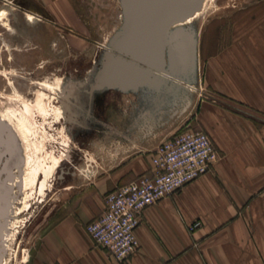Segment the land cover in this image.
<instances>
[{
	"label": "rangeland",
	"instance_id": "obj_1",
	"mask_svg": "<svg viewBox=\"0 0 264 264\" xmlns=\"http://www.w3.org/2000/svg\"><path fill=\"white\" fill-rule=\"evenodd\" d=\"M258 6L264 8V0H205L197 17L169 29L168 38L176 39L179 48L166 49V77L156 88L90 91L85 86L82 92L90 99L86 96L79 120L63 109L57 91L42 83L58 75L80 81L88 74L123 28L121 0H0V114L8 110L15 115L21 136L4 131L9 147L0 180L7 185L20 168L29 180L28 196L11 186L0 208L2 264H29L39 235L60 216L67 188L135 148L127 126L138 115L170 110L162 120L151 113L149 119L159 124L146 132L149 136L166 126L165 138L200 127L195 116L203 98L202 46L213 42L222 47L235 11ZM141 135L133 136L138 140Z\"/></svg>",
	"mask_w": 264,
	"mask_h": 264
},
{
	"label": "crops",
	"instance_id": "obj_2",
	"mask_svg": "<svg viewBox=\"0 0 264 264\" xmlns=\"http://www.w3.org/2000/svg\"><path fill=\"white\" fill-rule=\"evenodd\" d=\"M231 31L219 49L202 46L195 116L196 130L209 135L220 158L142 212L138 247L125 264H264V8L235 11ZM167 112L138 115L127 126L135 148L67 188L60 216L39 235L29 264H120L85 226L101 214L106 193L150 173L152 152L169 133L166 126L149 136L159 124L149 117L162 120ZM196 220L200 226L189 231Z\"/></svg>",
	"mask_w": 264,
	"mask_h": 264
},
{
	"label": "built area",
	"instance_id": "obj_3",
	"mask_svg": "<svg viewBox=\"0 0 264 264\" xmlns=\"http://www.w3.org/2000/svg\"><path fill=\"white\" fill-rule=\"evenodd\" d=\"M219 158L209 135L202 130L188 129L171 135L155 148L148 175L104 195L103 210L85 226L86 233L96 246L125 264L138 247L135 231L142 212L210 171ZM200 224L196 220L188 230Z\"/></svg>",
	"mask_w": 264,
	"mask_h": 264
},
{
	"label": "water",
	"instance_id": "obj_4",
	"mask_svg": "<svg viewBox=\"0 0 264 264\" xmlns=\"http://www.w3.org/2000/svg\"><path fill=\"white\" fill-rule=\"evenodd\" d=\"M204 0H121L122 30L103 53L90 91L119 89L137 91L147 81L157 85L165 75L166 49H178L176 39H167L172 25L200 10ZM168 46V47H167ZM164 73V75H160ZM158 82V83H157ZM0 128V164L9 147ZM10 187L0 180V208L9 199Z\"/></svg>",
	"mask_w": 264,
	"mask_h": 264
},
{
	"label": "bare ground",
	"instance_id": "obj_5",
	"mask_svg": "<svg viewBox=\"0 0 264 264\" xmlns=\"http://www.w3.org/2000/svg\"><path fill=\"white\" fill-rule=\"evenodd\" d=\"M205 1V0H204ZM204 1L202 6L204 5ZM6 1L4 2L5 4H7ZM10 4V2H9ZM202 10V7L200 8V10L196 11L193 15L189 16L188 18H186L183 21H179L174 23L172 26L178 25V24H185L190 22L191 19H193L194 17H197V15L200 13V11ZM32 19V18H31ZM166 38L169 40L168 38V32L166 34ZM170 41V40H169ZM182 45V44H181ZM100 58L97 60V64H95L92 69L89 70L88 74L85 75L80 81L79 80H73L72 78H66L65 75L63 76H56L53 80V82H48V80L46 79L42 85L46 86V87H51V91H53V88L57 91V98L59 100V102L62 104L63 109L65 111H68L70 113V115L72 114L73 116H76L78 119L80 118L82 120L81 115V111L84 109L85 103H86V96H88L87 94H84L82 92V88L87 86V88L90 89L94 78H95V73L96 71H98V68L100 66L101 63V58L103 57V54L99 55ZM166 63V62H165ZM160 75H164V73L160 74ZM165 76V75H164ZM166 77V76H165ZM164 77V78H165ZM169 77V76H168ZM158 83V82H157ZM168 84V83H167ZM175 85V84H174ZM149 89V90H153L154 88H156V84L151 83L150 81H147L143 84H140L137 89ZM188 88L190 89H194L193 86H188ZM187 89V88H186ZM99 90H104V89H99ZM179 90V89H178ZM190 91V90H189ZM194 91V90H193ZM128 92V91H127ZM173 92V91H171ZM135 93V92H134ZM144 93V92H143ZM154 93V92H153ZM82 94V95H81ZM138 94V92H137ZM149 94V93H148ZM144 95V94H143ZM90 99V96H88ZM188 98V97H187ZM189 99V98H188ZM189 103V102H188ZM74 110V111H72ZM77 110V111H76ZM79 119V120H80ZM78 123V121H77ZM7 125V127H6ZM0 128H4L5 130H7V132L9 131L11 134L14 135V137H16V139H18L17 137H21L20 133L18 132V129L20 128V124L19 121L16 120L15 115L12 114V112H8V110L3 111L0 114ZM2 129V131L4 130ZM12 138V137H11ZM14 140V139H13ZM15 141V140H14ZM22 167V166H21ZM18 170V169H17ZM17 174V173H16ZM27 170L24 168H20L18 171L17 176L15 177V179L13 181H11L10 183H7V185L9 187L14 186L17 191L21 194L24 195L25 197L28 196V187H29V180L27 177ZM41 189V188H40ZM30 194V193H29ZM17 195V194H16ZM14 200V199H13ZM23 200V199H22ZM16 202V201H15ZM12 205V204H11ZM10 205V206H11ZM14 205V204H13ZM16 205V204H15ZM18 208V207H17ZM10 216V215H9ZM12 216V215H11ZM2 221V220H1ZM7 227H8V222H7ZM4 232V231H3ZM8 233V232H7ZM4 235V234H3ZM3 239V238H2ZM5 240V239H4ZM1 246V245H0ZM5 248V247H4ZM3 248V249H4ZM6 251V250H5ZM8 252V251H7ZM15 253V252H14ZM8 255V254H7ZM2 260L0 261V264H2ZM4 264V263H3Z\"/></svg>",
	"mask_w": 264,
	"mask_h": 264
},
{
	"label": "flooded vegetation",
	"instance_id": "obj_6",
	"mask_svg": "<svg viewBox=\"0 0 264 264\" xmlns=\"http://www.w3.org/2000/svg\"><path fill=\"white\" fill-rule=\"evenodd\" d=\"M28 11H30V10H28ZM31 12H34V11H31ZM34 13H36V12H34ZM37 14V19H38V21H41L42 19V16L39 14V13H36ZM82 95V94H81ZM81 120V119H80ZM78 128H81V126H79V125H77V127L75 126V129H78Z\"/></svg>",
	"mask_w": 264,
	"mask_h": 264
}]
</instances>
